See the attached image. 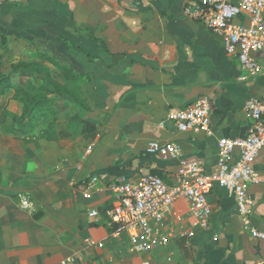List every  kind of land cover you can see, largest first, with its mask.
I'll return each instance as SVG.
<instances>
[{
    "label": "crops",
    "instance_id": "1",
    "mask_svg": "<svg viewBox=\"0 0 264 264\" xmlns=\"http://www.w3.org/2000/svg\"><path fill=\"white\" fill-rule=\"evenodd\" d=\"M190 1L0 0L6 45L23 55L20 60L40 52L81 73L88 106L60 96L47 110L56 116L48 133L25 130L26 143L0 132V264H264V239L251 235L227 189L215 186L208 195L205 229L186 201H175L153 225L164 241L142 255L110 223L108 192L82 196L93 174L129 178L158 171L173 183L177 161L148 155L153 141L176 142L183 156L212 172L217 139L246 135L244 102L264 94V75L249 78L215 35L188 19ZM34 74L20 70L13 80L31 81ZM37 75L40 85L43 74ZM57 75L52 72L61 81ZM200 96L210 101L212 134L179 132L170 111ZM33 120L24 118V126ZM254 169L249 218L264 233V152ZM24 195L30 210L20 205ZM93 209L98 216H89Z\"/></svg>",
    "mask_w": 264,
    "mask_h": 264
},
{
    "label": "built area",
    "instance_id": "2",
    "mask_svg": "<svg viewBox=\"0 0 264 264\" xmlns=\"http://www.w3.org/2000/svg\"><path fill=\"white\" fill-rule=\"evenodd\" d=\"M184 15L202 23L215 35L223 50L236 57L249 78L264 75V0H192L184 7ZM210 112L208 97L200 96L171 110L168 118L179 132H205L210 136ZM244 113L248 127L243 138L217 139L215 171H207L194 157L183 156L174 141H153L145 149L148 155L177 161L173 183L150 172L129 178L93 174L83 182V198L90 199L100 190L109 193L110 223L125 235L138 255L164 241L153 225L179 199L186 201L196 224L205 229L212 210L208 195L215 186L232 192L237 214L243 217L251 235L264 239V233L250 224L254 202L248 191L250 185L258 182L254 161L264 152V94L249 97L244 102ZM91 149L88 146L85 153ZM20 205L32 208L26 195L20 197ZM89 216H98V211L91 210ZM138 264L151 263L143 259Z\"/></svg>",
    "mask_w": 264,
    "mask_h": 264
},
{
    "label": "trees",
    "instance_id": "3",
    "mask_svg": "<svg viewBox=\"0 0 264 264\" xmlns=\"http://www.w3.org/2000/svg\"><path fill=\"white\" fill-rule=\"evenodd\" d=\"M6 42L5 37H0L1 45H5ZM30 58L34 61H15L9 64L7 71L0 69V96L5 95L8 90L14 92L22 106L20 119L33 118L50 110L62 95H67L74 104L82 108L88 107L81 97L80 85L83 81L81 73L75 71L71 66L57 62L44 53L32 52ZM46 62L57 70L61 76V81L54 79L51 69L44 64ZM20 70L43 74L42 84L34 86L28 78L23 76H18L13 80V75ZM92 129V126L87 125L88 131H92ZM151 173L163 179L160 172L152 171Z\"/></svg>",
    "mask_w": 264,
    "mask_h": 264
},
{
    "label": "rangeland",
    "instance_id": "4",
    "mask_svg": "<svg viewBox=\"0 0 264 264\" xmlns=\"http://www.w3.org/2000/svg\"><path fill=\"white\" fill-rule=\"evenodd\" d=\"M22 56L23 55L20 54L16 55V53L12 49H10V47L6 44H0V69L3 71H7L9 64L15 61H34L33 59L20 60ZM44 64L47 66L48 63ZM50 67L52 72H54L55 77H58L57 70L52 65H50ZM37 74H34L30 78L31 83L34 86H37L38 82L40 81V76H38ZM61 101H63V99ZM19 106L20 102L18 101L17 96L12 90H8L5 95L0 96V132L8 136L13 135L22 142H28L30 141V136L29 133L26 135L25 130L30 131L34 127H37L42 131V137H44L48 133V129H50L48 123H52V117L55 116V113H53L52 111H47L38 114L33 117V121H30L27 124L25 123L26 126H24L23 119H20L19 115L16 114V111H18ZM55 118L56 116L53 119L55 120ZM27 138H29V140H26ZM24 191H27L32 197V193L30 190L26 188L24 189ZM152 249L153 247L150 248L147 253L152 251Z\"/></svg>",
    "mask_w": 264,
    "mask_h": 264
}]
</instances>
